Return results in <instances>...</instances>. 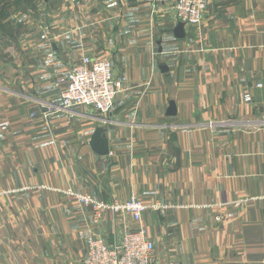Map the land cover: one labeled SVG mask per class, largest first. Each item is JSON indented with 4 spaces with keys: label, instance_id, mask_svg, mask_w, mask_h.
I'll use <instances>...</instances> for the list:
<instances>
[{
    "label": "crops",
    "instance_id": "obj_1",
    "mask_svg": "<svg viewBox=\"0 0 264 264\" xmlns=\"http://www.w3.org/2000/svg\"><path fill=\"white\" fill-rule=\"evenodd\" d=\"M206 2L182 38L173 0H68L35 20L18 71L31 82L0 86V186L17 202L4 228L19 236L0 264H82L80 232L114 243L137 227L70 193L144 202L153 264H264V0ZM82 56L127 79L106 114L48 89ZM98 126L106 155L89 145Z\"/></svg>",
    "mask_w": 264,
    "mask_h": 264
},
{
    "label": "built area",
    "instance_id": "obj_2",
    "mask_svg": "<svg viewBox=\"0 0 264 264\" xmlns=\"http://www.w3.org/2000/svg\"><path fill=\"white\" fill-rule=\"evenodd\" d=\"M206 0H173L175 18L188 25H199L206 10ZM58 86L61 107L73 108L88 106L101 113L112 110L116 96L124 89L126 77H118L113 72L109 59L82 56L78 62L62 65L56 69L54 77ZM261 84H257L260 86ZM246 100H251L248 92ZM81 204H89L95 210V219L104 210L127 213L137 222V227L124 232L114 243L94 233H79L84 239L86 251L82 264H153L155 244L140 224L142 213L148 206L139 199L131 198L124 202H99L89 196L70 193ZM155 204L154 210L164 208Z\"/></svg>",
    "mask_w": 264,
    "mask_h": 264
},
{
    "label": "rangeland",
    "instance_id": "obj_3",
    "mask_svg": "<svg viewBox=\"0 0 264 264\" xmlns=\"http://www.w3.org/2000/svg\"><path fill=\"white\" fill-rule=\"evenodd\" d=\"M67 1L0 0V86L9 87V84H15L18 81L31 82L29 76L21 74L20 77L18 71L23 69L20 63L24 60V53H27L29 60L33 58L31 45L34 43L33 28L35 27V20L37 18H53L58 9L66 6ZM28 68L29 66H27L26 72H28ZM47 81L51 83L48 89L58 91V86L53 76H50ZM248 94L251 98L249 92ZM4 123L1 121L0 125ZM4 191L0 186V244H3V241L7 242L9 238L13 241L19 240L17 233L9 232L7 227L4 228V226L14 222V217H10V214H16L15 206L17 204V202L8 201L5 196L8 193ZM13 192L14 190L10 193ZM74 200L76 199L74 198ZM76 202L78 201L76 200ZM14 219L16 220L17 218Z\"/></svg>",
    "mask_w": 264,
    "mask_h": 264
},
{
    "label": "water",
    "instance_id": "obj_4",
    "mask_svg": "<svg viewBox=\"0 0 264 264\" xmlns=\"http://www.w3.org/2000/svg\"><path fill=\"white\" fill-rule=\"evenodd\" d=\"M184 22L183 21H177L175 26L172 29V32L175 37L182 38L185 35L184 31ZM162 69H165L163 66ZM167 115H174L176 114V106L172 100L169 101L167 110ZM89 145L91 149L99 154V155H106L109 152V146H108V140L105 135V128L102 126H98L94 129L92 136L89 141Z\"/></svg>",
    "mask_w": 264,
    "mask_h": 264
}]
</instances>
